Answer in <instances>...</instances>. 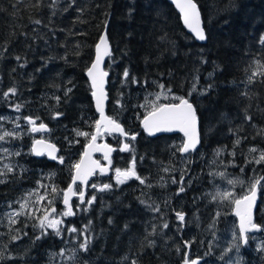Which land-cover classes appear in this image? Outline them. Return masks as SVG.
I'll return each instance as SVG.
<instances>
[{
	"label": "trees",
	"instance_id": "16d2710c",
	"mask_svg": "<svg viewBox=\"0 0 264 264\" xmlns=\"http://www.w3.org/2000/svg\"><path fill=\"white\" fill-rule=\"evenodd\" d=\"M195 3L208 37L205 43L194 41L183 29L179 14L167 0H0V135L19 134L0 141V149L9 150L0 151V172L5 173L0 179L6 181L0 184V252L4 254L0 264H57L62 249L70 256L75 251V258L64 264H184L186 255L187 260L199 258V264L218 263L219 250L214 254L209 249L214 234L206 228L216 224L222 230L217 232V245L226 246L231 236L222 227L227 228L234 217L231 204L207 192L213 191L217 174L234 176L240 197L264 177V162H249L258 155L250 153V148L264 150V135L259 134L264 129V77L247 83L257 71V61L264 64V0ZM105 25L111 48L104 67L108 72L106 114L125 132L136 134L134 141L122 139L134 151H121V138L106 135L105 141L115 148L110 174H97L91 180L83 204L74 198L76 214L62 217L61 236L48 229L47 235L36 240L41 231L34 227L39 224L36 217L45 208L65 211L62 190L70 185L72 165L80 160L96 130L99 116L86 73ZM160 85L196 108L200 145L195 152L182 155L178 151L183 143L179 134L148 137L140 129ZM12 87L17 93L4 97ZM245 91L249 96L242 95ZM17 104L22 105L19 111ZM245 109L251 121L245 119ZM56 113L62 115L54 118ZM29 116L49 127L43 136L59 148L63 164L32 153L41 134L31 131L25 119ZM78 131L90 135L77 136ZM133 155L145 184L134 178L118 184L113 171L129 168ZM6 165L14 171L7 172ZM92 184L112 187L99 191ZM181 186L185 191L179 192ZM93 195L96 200L88 207ZM25 199L27 214L17 217L18 223L10 228L7 214L19 211ZM149 204L158 205L160 211H152ZM176 212L185 214L182 226ZM256 212L255 222L262 223L260 211ZM165 222L167 229L162 228ZM85 225L91 239L87 252L79 250L83 237L77 239V233L67 231L73 226L83 230ZM16 235L21 238L13 240ZM253 245L248 241L239 248L242 264H264V251ZM206 254L210 259L205 260Z\"/></svg>",
	"mask_w": 264,
	"mask_h": 264
},
{
	"label": "snow or ice",
	"instance_id": "6c2138e0",
	"mask_svg": "<svg viewBox=\"0 0 264 264\" xmlns=\"http://www.w3.org/2000/svg\"><path fill=\"white\" fill-rule=\"evenodd\" d=\"M75 0H73V3ZM174 3L176 4L177 8H179L180 12L183 16V21L185 26L190 30L191 33L194 34V37L199 41H205L208 37L205 33V30L202 26L200 11L198 8V5L195 3V0H174ZM36 24H40L41 21L36 20L34 21ZM106 23V22H105ZM261 43L264 44V39L261 40ZM110 46L108 44L107 40V34L105 32L104 35L101 36L99 43L96 45V58L95 61L91 64V66L87 70V75L91 78V87L93 89L92 96L95 98V104L97 110L100 112L101 120L96 121L95 128L96 132L94 134H91L90 137V143L88 145V148L92 151H102L104 153V158L109 161V164L111 163L109 159V154L114 151V149L107 145H99L96 144L98 136L102 135L101 128H103L104 132H119L126 138L130 139L131 141H134L136 139V134H129L124 131L122 126L115 121L112 118L106 117L104 115V101L107 98V94L104 90V84H105V77L108 76V72L104 71L101 68V64L103 61V58L105 56H110ZM16 59L19 61L21 57L17 56ZM206 62V61H205ZM24 65L22 64L21 67ZM257 71H254L251 75L247 78V83L252 84L255 82V79L257 76L264 77V64H261L259 61H257L255 65ZM211 75V74H210ZM123 76L125 80L129 77V72L127 69L123 72ZM133 82L135 83V78H133ZM264 83V81H261ZM212 86L209 85L208 89H205V92L208 91ZM160 88L163 89L164 85H160ZM195 90V89H193ZM71 92V89L69 88L65 95H68V93ZM168 92H171V89H168ZM17 93V89L15 87L9 88L7 92L3 93L4 97H8L9 95H15ZM160 95H164V93H160L157 95L156 99H160ZM244 96H249V93L245 91L242 93ZM167 98V96H165ZM251 98V97H249ZM57 101L59 100V97L56 98ZM173 99L178 100L179 103H168V104H155L153 103L151 107V111L147 113V115L144 117L142 124L145 129L150 135H154L157 132H163V131H173V130H179L184 134V137H186V140L178 147V151L181 153H188L190 151H194L197 147V145L200 143V136H199V130H198V116H197V110L194 107L192 103L189 102L188 99H185L183 97H173ZM22 105L17 104L15 105L16 111H19L21 109ZM264 111V110H262ZM245 119L247 121H251L252 117L250 115H247V109H245ZM62 115V113H56L54 118ZM0 119H3V117H0ZM28 124L32 125L31 131L32 132H39V131H46L47 126L43 123L39 124V126H36V119H33L32 117H25ZM17 127L19 125L17 124ZM261 135H264V129L261 130L259 133ZM18 133L16 132H7L5 131L3 135H0V141H4L6 137H18ZM77 136H85L88 137L90 134L86 132H77ZM241 142L240 138H237L236 144H239ZM121 151H134L133 147L130 143H124L123 147L120 149ZM0 151H3L5 153H8L9 150L6 148L0 149ZM31 151L35 155H44L45 151H47V154L50 158L56 160L58 159L61 164L64 163L63 157H57L54 155L55 151L57 149L55 148V145L47 144L43 140H36L33 144V147ZM250 153H257V156H253L252 159L249 161L254 162L255 164H260L264 162V150H258L257 148L253 147L249 149ZM14 155H20L19 152L13 153ZM234 155V153H233ZM7 169V172H13L14 169L10 165L5 166ZM72 168L74 170V175L72 176L71 183L68 186L66 190H62L63 194V203L66 206L65 211L62 213H57L56 216H53V213H56V209L54 207L51 208L49 211L48 208L44 209V214L42 216L36 217L39 220L38 225H34V227H39L40 235L36 236V240H40L43 236L48 234V229H52L53 232L57 236L62 235V228L61 225L63 224L62 218L57 217H69L76 214V212L73 210L72 205L70 204V199L72 196H78L79 202L83 204L84 201V186L88 185V180L91 176L96 174L97 169L101 173L106 172L107 169L100 165L99 161L92 160L91 159V152L85 151L82 155V158L72 165ZM164 171H168V169H164ZM5 175L4 172H0V176ZM115 175H116V181L118 184H124L126 181L130 179L138 180L141 184H145V179L139 176L136 172V159L135 155H133L130 167L124 170H121L119 168L115 169ZM223 175V174H221ZM261 180H264V177L255 180L251 187L249 188L248 192L242 196L239 199H234L232 203L235 206V214L239 217L240 223H239V236L236 234L233 235V245L232 248H235L237 252L239 251V248L243 245L248 244V241L250 239L249 233L253 231H260L261 226L257 225L253 222V207L256 203L257 198V190L259 187H261ZM6 181L4 179H0V184L5 183ZM79 182V185H78ZM173 183H176L177 181L173 179ZM181 185L183 184V179L180 181ZM229 183H236L235 181H229ZM41 187H44V185H41ZM92 188L98 189L99 191L109 190L111 189L112 185L110 184H103L102 186H98L96 184L91 185ZM51 191L53 193L57 192L56 187H52ZM185 191L184 187L181 186L179 188V192ZM179 194V193H178ZM33 195V193H29V196ZM229 193H222L220 194V198L224 199L227 196H229ZM46 199L45 196H41L39 198L40 201H43ZM213 199H216V197H213ZM96 200V196L93 195L91 198L87 201L88 207L92 205V203ZM17 203H20L17 201ZM142 204H146V201L141 200ZM48 204L51 205L52 201H48ZM152 211L159 212L160 208L158 205L153 206L151 204L147 205ZM28 207V200L25 199L23 203H20V210L8 213V223L9 227L11 228L12 225L18 223L17 217L27 214L26 209ZM34 215V213H33ZM177 220L180 222V225L182 226L185 221V214L182 212H176L175 213ZM217 216H219V213H217ZM111 223V221H109ZM127 227V226H125ZM169 227L168 223L165 222L162 225L163 229H167ZM19 232V230H16ZM69 233H77V239H79L81 236L83 237L82 242L79 243V250H82L84 252H87L89 250V245L91 243L90 236L87 234L88 231V225L84 226L83 230H78L75 226L70 227L67 229ZM155 232V229H153V233ZM24 235H27V233H24ZM21 237L19 235L13 236V240H18ZM154 241L150 242L149 246L154 245ZM186 246H190V242L185 241L184 242ZM232 248H229L228 251H231ZM179 250V249H178ZM260 250L264 251V244L260 246ZM59 255H64V250L62 249ZM4 254L0 252V259H3ZM75 258V251L73 252V255L69 256V260H73ZM223 259V256L221 257ZM132 264H136V261H132ZM184 264H199V260H193L189 262V260L185 259ZM235 264H242V262L238 259Z\"/></svg>",
	"mask_w": 264,
	"mask_h": 264
},
{
	"label": "rangeland",
	"instance_id": "374dc122",
	"mask_svg": "<svg viewBox=\"0 0 264 264\" xmlns=\"http://www.w3.org/2000/svg\"><path fill=\"white\" fill-rule=\"evenodd\" d=\"M160 93H164V95H160V99L157 100L156 97ZM165 96H167V98H165ZM153 97H154V100H155V102H153V103H155V104H162V103H169L171 101H174V102L175 101H178V100L173 99V97H182V96L174 95L172 93H169L168 91H165L163 89H159L158 92H156V94ZM39 133L41 135L38 138H36V140L37 139H40V138L47 139L45 136H43V134H45V133H41V132H39ZM105 137H106V134L105 135H102L100 137V139L101 140H104ZM121 143H126V142L123 141ZM221 174H223V175H221ZM221 174H217L216 178H217V181L218 182L213 183V185H212L213 191H209V192H207V194L210 193V196L215 195V196L218 197L216 199H219L218 201H220L221 203H224L226 205L227 204H231L233 206L232 201L234 199H237V198L240 197L239 194H238V190H237V189H240V188H239V186L237 187L238 183H237L236 178H234V176L233 177H231V176L227 177V175L225 173H221ZM112 178L116 180V176L115 175L112 176ZM229 181H235L236 183H229ZM261 185L262 186L259 187V194L261 195L260 196L261 197V204H260V207L258 208V206H257L256 209H258L260 211V214H261L260 215V219H261V222L262 223H258V224L262 227V232H260L258 234H256V233L249 234V237H250L249 241H252L253 244H254L253 247H255L256 249H259V250H260V246L262 244H264V180H261ZM248 190L249 189H247V192H248ZM86 192L87 191L84 190V201H85L86 194H87ZM222 193H229L230 195L227 196L224 199H221L220 198V194H222ZM76 198H77V202L80 203L78 196ZM72 202H71V205H72V208H73ZM231 210H232V207H231L230 211ZM230 213L232 215V211ZM56 214L57 213H53L52 215L53 216H56ZM57 218H62V217H57ZM217 222L218 221H217V217H216V220L214 221V223H217ZM228 223H229L227 225V228L228 229L225 226L222 227L231 236V237L229 236L230 238L228 239V244L226 246L217 245V242L220 240V237L218 236L219 233H217V232L219 231L220 228L216 224H210L206 228L209 232H211L212 234H214L213 235L214 238H212V240H210L211 245H213L212 247L211 246L209 247L210 252L211 253L214 252V254H217V253H215V250L216 249L219 250V252H218L219 253L218 254L219 256H218V263L217 264H235V262L239 258V251L237 252V250L235 248H232V245H233V235L236 234L237 236H239L238 235L239 232L237 230V224L235 223V221L234 222L233 221H230ZM220 231H222V230L220 229ZM246 245H243L242 244V246H246ZM229 248H232V250L231 251H228ZM69 256H70V254L67 253V250H64V255L63 256H61V255H58L57 256V258H56L57 259V262L56 263L57 264H64L65 263L64 261L68 260V257ZM206 256H207V254H206ZM222 256H223V259H221ZM203 257H201V259ZM208 259H210V258L207 256V259H205V260H208ZM188 260L190 261L192 259H188Z\"/></svg>",
	"mask_w": 264,
	"mask_h": 264
},
{
	"label": "water",
	"instance_id": "95a60500",
	"mask_svg": "<svg viewBox=\"0 0 264 264\" xmlns=\"http://www.w3.org/2000/svg\"><path fill=\"white\" fill-rule=\"evenodd\" d=\"M168 2H169V4L170 5H172L173 7H174V9L177 11V13L179 14L178 15V17H180V21H181V23H182V26H183V29H185L186 30V32L187 33H189L190 35H192V37L194 38V41H197V42H199V43H205V41H199V40H197L195 37H194V34L193 33H191L190 32V30L185 26V24H184V21H183V16H182V13L180 12V10H179V8H177V6H176V4L174 3V0H167ZM201 15V14H200ZM201 21H202V18H201ZM202 26H203V22H202ZM107 27H106V25H105V27H104V29L101 31L102 33H101V35H100V37L99 38H101V36L102 35H104L105 34V29H106ZM100 40V39H99ZM107 40H108V38H107ZM109 42V41H108ZM98 43H99V41H98ZM97 43V44H98ZM109 46H110V44H109ZM110 52H111V48H110ZM95 58H96V49H95V57H94V60H93V62L95 61ZM108 57L107 56H105L104 58H103V61H102V64H101V68L104 70V71H106L107 72V70H105L104 69V67H105V63H106V59H107ZM92 62V63H93ZM91 66V65H90ZM87 74V73H86ZM87 78H88V80H89V83H90V86H91V78L87 75ZM107 78H108V76L107 77H105V84H104V90H105V92H107V90H106V87H107ZM91 89H92V87H91ZM92 91H93V89H92ZM92 98H93V103H94V107H95V110H96V112H97V114H98V116H99V118H98V120H101V115H100V112L97 110V108H96V104H95V98L92 96ZM185 99H187V98H185ZM107 100H108V98H106V100L104 101V115L106 116V117H109L107 114H106V106H105V104H107ZM169 103H179V101H175V102H169ZM191 103V102H190ZM162 104H168V103H162ZM147 114H145L144 116H143V118L141 119V122H140V129H142V131L144 132V134L145 135H147L148 137H156V136H159V135H170V133L171 134H179V135H181V137H182V140H183V142L186 140V137H184V134L182 133V132H180L179 130H173V131H163V132H157V133H155L154 135H150L147 131H145V129H144V127H143V124H142V121H143V119H144V117L146 116ZM110 118V117H109ZM120 124V123H119ZM198 124H199V121H198ZM30 125V124H29ZM121 125V124H120ZM36 126H39V124L38 123H36ZM47 126V125H46ZM122 126V125H121ZM30 127L32 128V125H30ZM198 130H199V127H198ZM49 131V127L47 126V130L46 131H39V132H41V133H47ZM39 132H34V133H39ZM95 132H96V130H95ZM101 132H102V134H107V135H117V136H122V138H126L125 136H123L121 133H119V132H116V131H113V132H104L103 131V128H101ZM199 136H200V133H199ZM100 137H101V135L100 136H98V138H97V141H96V144H99V145H103V144H107V145H109V146H111L114 150H115V148L110 144V143H107L105 140H101L100 139ZM37 140H43V141H45L47 144H52V145H55V143H53V142H51V141H49V140H47V139H43V138H40V139H37ZM35 142V141H34ZM90 143V142H89ZM89 143L86 145V147H85V149H84V152L87 150V151H90L91 152V159L92 160H96V161H99L100 162V165L101 166H103V167H105L106 169H107V171L106 172H103V173H101L100 171H99V169H97V171H96V174L97 173H100V174H102V175H108L109 174V172H110V164H109V161L108 160H106L105 158H104V153L102 152V151H92L91 149H89L88 148V145H89ZM34 144V143H33ZM199 145H200V143L197 145V147H196V149L199 147ZM32 147H33V145H32ZM122 147H123V144H122ZM121 147V148H122ZM55 148L57 149V151H55V153H54V155L55 156H57L58 157V153H59V148L55 145ZM83 152V153H84ZM112 152H114V151H112ZM112 152L109 154V159H110V161H111V157H112ZM193 152H195V151H190V152H188V153H193ZM33 153V152H32ZM181 153V152H180ZM188 153H181L182 155L184 154V155H186V154H188ZM34 154V153H33ZM35 155V154H34ZM83 155V154H82ZM35 156H37V157H42V156H47V158L48 159H50V160H52V161H55L54 159H52V158H50L49 157V155L47 154V151H45V154L44 155H40V156H38V155H35ZM97 156H102L103 157V161H104V163H102L98 158H97ZM81 158H82V156H81ZM80 158V159H81ZM57 160V159H56ZM95 174V175H96ZM74 175V174H73ZM95 175H93V176H91L90 178H89V180H88V185L87 186H84V188H83V190H87V188L89 187V184H90V182H91V180L95 177ZM78 184H79V182H78ZM244 196V195H243ZM76 196H72L71 197V199H70V204H71V202L74 200V198H75ZM259 188H258V190H257V198H256V203H255V205H254V207H253V221L255 220V212H256V207H257V204H258V202H259ZM239 198H241V197H239ZM239 198H237V199H239ZM232 215L235 217V219H236V221H235V223L237 224V228L239 229V223H240V220H239V217L238 216H236V214H235V206H234V204H233V206H232ZM255 223V222H254ZM257 225H259L258 223H256ZM261 229H262V227H261ZM260 232H262V230H260V231H253V232H250V233H256V234H258V233H260ZM239 234V233H238ZM186 259H187V255H186ZM193 260H199V263H200V259L199 258H194V259H192V260H190L189 262H191V261H193Z\"/></svg>",
	"mask_w": 264,
	"mask_h": 264
},
{
	"label": "flooded vegetation",
	"instance_id": "af4514ba",
	"mask_svg": "<svg viewBox=\"0 0 264 264\" xmlns=\"http://www.w3.org/2000/svg\"><path fill=\"white\" fill-rule=\"evenodd\" d=\"M102 135H105V134H102ZM102 135H101V136H102ZM106 135H107V134H106ZM108 136H111V135H108ZM119 137H120V136H119ZM120 138H121V140H119V141H120V142H123L122 139H124V138H122V136H121ZM125 139H126V138H125ZM104 140H105V139H104ZM121 144H124V143H121ZM121 147H122V145H121ZM98 157H99V156H97V158H98ZM100 157H102V156H100ZM98 159H99V158H98ZM99 160H100L102 163H104V161H103V157H102V160H101V159H99ZM111 160H112V157H111ZM109 167H110V166H109ZM110 172H111V167H110ZM110 172H109V174H110ZM97 174H100V173H97ZM97 174H96V175H97ZM109 174H108V175H109ZM96 175H95V176H96ZM100 175H102V174H100ZM114 175H115V171H113V176H114ZM103 176H104V175H103ZM105 176H106V175H105ZM115 176H116V175H115ZM256 208H257V207H256ZM255 213H256V212H255ZM234 221H236L235 218H234ZM255 221H256V220H254L253 222H255ZM255 223H257V222H255ZM237 230H238V228H237ZM238 232H239V231H238ZM249 234H252V233H249ZM238 235H239V234H238Z\"/></svg>",
	"mask_w": 264,
	"mask_h": 264
}]
</instances>
